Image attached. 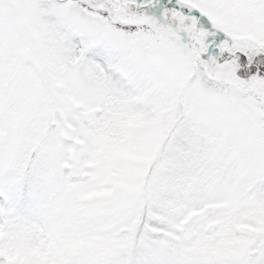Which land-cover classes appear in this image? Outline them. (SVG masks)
Listing matches in <instances>:
<instances>
[{"label":"rangeland","instance_id":"rangeland-1","mask_svg":"<svg viewBox=\"0 0 264 264\" xmlns=\"http://www.w3.org/2000/svg\"><path fill=\"white\" fill-rule=\"evenodd\" d=\"M41 3H5L0 20V236L17 246L5 264H138L145 251L231 264L250 227L233 157L194 127L177 142L168 109L110 87L107 63L63 47Z\"/></svg>","mask_w":264,"mask_h":264},{"label":"snow or ice","instance_id":"snow-or-ice-1","mask_svg":"<svg viewBox=\"0 0 264 264\" xmlns=\"http://www.w3.org/2000/svg\"><path fill=\"white\" fill-rule=\"evenodd\" d=\"M0 0V20L4 4ZM63 47L107 63L109 86L168 109L177 142L191 128L233 157L248 213L231 264H264V0H42ZM138 264H166L145 251Z\"/></svg>","mask_w":264,"mask_h":264},{"label":"trees","instance_id":"trees-1","mask_svg":"<svg viewBox=\"0 0 264 264\" xmlns=\"http://www.w3.org/2000/svg\"><path fill=\"white\" fill-rule=\"evenodd\" d=\"M142 224V222H141ZM139 231L137 233V238H136V245H138L137 243H139L138 239L141 236V225L139 227ZM1 232H2V228H1ZM4 238H2V236H0V263L5 264V262H12L14 257V252L17 248L16 246V238H14L13 236L10 237L8 235L3 236ZM38 236H32L31 240H30V245L33 246V249H35V252H41L45 250V247L40 246L39 247V243L37 240ZM33 258L35 256H32ZM32 264H37V261L34 259Z\"/></svg>","mask_w":264,"mask_h":264},{"label":"clouds","instance_id":"clouds-1","mask_svg":"<svg viewBox=\"0 0 264 264\" xmlns=\"http://www.w3.org/2000/svg\"><path fill=\"white\" fill-rule=\"evenodd\" d=\"M9 174H10L11 178H13L12 175H11V173H9ZM30 180H34V182H35L36 185H38V186H42V185H44V184L47 183V178H46V176L43 175L42 173H39V174H36V175L33 176V177H30Z\"/></svg>","mask_w":264,"mask_h":264}]
</instances>
